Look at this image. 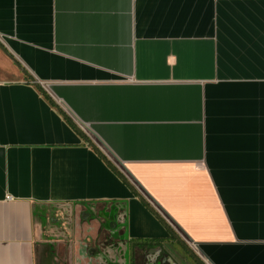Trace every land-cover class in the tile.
Listing matches in <instances>:
<instances>
[{"label": "crops", "instance_id": "0c3cea01", "mask_svg": "<svg viewBox=\"0 0 264 264\" xmlns=\"http://www.w3.org/2000/svg\"><path fill=\"white\" fill-rule=\"evenodd\" d=\"M0 41V264H264V0H0Z\"/></svg>", "mask_w": 264, "mask_h": 264}, {"label": "flooded vegetation", "instance_id": "af4514ba", "mask_svg": "<svg viewBox=\"0 0 264 264\" xmlns=\"http://www.w3.org/2000/svg\"><path fill=\"white\" fill-rule=\"evenodd\" d=\"M102 249H104L103 253H98L97 256L103 264H108L107 257L109 259H111L112 256L119 258V250H121L122 256L126 255L128 259L124 257L119 259V262H117V260L113 261L112 264H209L205 259H203V257L188 250V255H186V258L184 259L163 243H159L157 245L152 244L149 247L144 248L143 251H139V256L133 255V257L129 248L116 249L112 247L111 244H106ZM137 256L139 259L138 262L136 261Z\"/></svg>", "mask_w": 264, "mask_h": 264}, {"label": "rangeland", "instance_id": "374dc122", "mask_svg": "<svg viewBox=\"0 0 264 264\" xmlns=\"http://www.w3.org/2000/svg\"><path fill=\"white\" fill-rule=\"evenodd\" d=\"M23 76H26V75L17 67V65L0 48V80L13 81V80H17L18 77H23ZM59 209L60 208H57V210H59ZM52 210H54V209H52ZM57 210H56V212H58ZM49 212H51V210ZM52 212H54V211H52ZM109 235L110 234H108L106 232V234H104V237L108 236L110 238ZM107 240H108V238H107ZM103 251H104V249H102V247H100V246L97 247V245H95L94 248L90 250L91 253L95 252L94 253V258H95L94 259V264L97 263L96 262V260H97L96 256L98 255V253H103ZM124 257L127 258L126 255H124V256L121 255V256H119V259L124 258ZM107 259H108V264H112L113 261H116V260H117V262H119L118 258L115 257V256H112L111 259H109L107 257ZM138 261H139V259H138V256H137V262ZM68 263H70V261ZM120 263H121V261H120Z\"/></svg>", "mask_w": 264, "mask_h": 264}, {"label": "water", "instance_id": "95a60500", "mask_svg": "<svg viewBox=\"0 0 264 264\" xmlns=\"http://www.w3.org/2000/svg\"><path fill=\"white\" fill-rule=\"evenodd\" d=\"M0 48L2 49V51L17 65V67L27 76L31 79V81L36 85L39 86V82L32 76V74L24 67V65H22V63H20L18 61V59L5 47V45L0 41ZM87 140L89 141V144L92 147H95L94 142H92L91 140H89L87 138ZM188 251L191 252V250L186 247Z\"/></svg>", "mask_w": 264, "mask_h": 264}, {"label": "trees", "instance_id": "16d2710c", "mask_svg": "<svg viewBox=\"0 0 264 264\" xmlns=\"http://www.w3.org/2000/svg\"><path fill=\"white\" fill-rule=\"evenodd\" d=\"M46 95V94H45Z\"/></svg>", "mask_w": 264, "mask_h": 264}]
</instances>
